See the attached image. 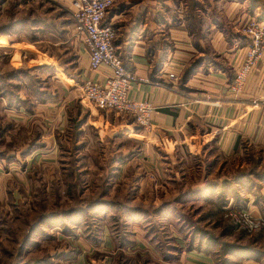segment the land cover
<instances>
[{"label": "crops", "instance_id": "obj_1", "mask_svg": "<svg viewBox=\"0 0 264 264\" xmlns=\"http://www.w3.org/2000/svg\"><path fill=\"white\" fill-rule=\"evenodd\" d=\"M11 1L0 0V14ZM74 1L18 0L17 6L21 11L26 10L25 19H30V25L43 33L42 42L61 46L72 56V66L80 82H104L107 73L90 69L88 49L75 30ZM189 3L186 2L185 9L179 0H115L105 18V23L117 32L115 46L126 67L138 78L148 81L136 82L130 98L154 107L153 129H140L133 120L114 113L102 114L103 120H100L99 116L85 111L79 98L60 92L57 98L39 104L35 112H8L23 123L32 122L44 129L35 133L32 154L65 149L63 135L70 134L71 139L66 143L75 150H83L85 135L89 137L95 132L93 135L97 138L100 134L113 137L119 129L126 128L135 132L127 133L128 137L145 141L137 157L150 160L159 180L154 189L149 185L145 193L140 190L144 199L149 195L156 200L162 198L161 205L184 196L190 201L203 199L213 203L227 199L231 203L221 205L243 206L254 215L263 216V210L252 199L253 190L242 197L243 202L238 191L247 178L253 179L259 174L244 170L253 160L259 170L264 166V57L243 92L235 94L231 90L249 43L242 29L251 18L260 17L261 4L259 0H211L207 8H200L203 14L197 18L196 9L194 14ZM7 34L3 29L0 37L6 36L9 42ZM198 60H202L201 65L186 78ZM171 73L177 80L170 78ZM47 126L52 129L47 131ZM11 177L1 176L0 188L12 185ZM145 180L142 178L141 184ZM260 181L264 182V178ZM176 186L185 188L183 194L169 196L170 189ZM111 206L89 212L100 215ZM157 210L156 216L162 224L171 222L172 231L179 236L184 227L179 210ZM140 238L143 246L151 250L149 242L143 236ZM190 238L192 235L188 241ZM234 247L242 249L244 245ZM116 249L109 234L103 240L79 236L67 246L66 263L62 264H111L116 259ZM213 252L215 248L198 238L197 244L191 241L187 251L181 254L180 263L215 264ZM110 254L114 257L109 258ZM246 256H240L239 264L252 263ZM224 260L226 263L230 259L224 257Z\"/></svg>", "mask_w": 264, "mask_h": 264}, {"label": "rangeland", "instance_id": "obj_2", "mask_svg": "<svg viewBox=\"0 0 264 264\" xmlns=\"http://www.w3.org/2000/svg\"><path fill=\"white\" fill-rule=\"evenodd\" d=\"M17 1H11L0 14V34L4 29L9 40L0 37V177H13L11 186L0 188V264L66 263L64 252L77 237L103 240L105 234L118 248L111 264H165L158 257L164 262L184 264L180 263L181 254L191 241L197 244L198 238L215 248V264H239L241 255L251 258V264H264V228L249 233L235 226L229 216L238 209L251 212L245 207L221 205L231 203L227 199L213 203L203 199L190 201L184 196L161 205L162 198H143L147 186L154 189L159 180L150 160L137 157L145 141L126 135L134 134L133 131L121 128L113 137L100 134L98 138L93 135L95 132H89V137L82 138L83 150H75L66 143L70 134L63 135L65 149L32 154L35 133L44 129L32 122L23 123L9 112H35L39 104L57 98L60 92L83 101L89 114L99 116L100 120L103 117L87 99L84 83L73 69L72 56L61 46L42 42L43 33L30 25V19H25L26 10L21 11ZM179 1L185 9L186 2H190V8L195 3L191 11L196 9L198 18L203 14L200 8H207L211 0ZM259 2L260 17L251 19L262 21L264 0ZM127 118L135 122L134 118ZM254 161L244 170L258 172L259 177L247 178L238 195L243 202L242 197L253 190L252 199L263 210V216L251 213L264 218V182L260 181L264 178V166L259 170ZM142 178H146L143 184ZM178 188L170 189L169 196L179 193L180 197L185 188ZM110 205V210L100 215L89 212ZM159 208L179 210L184 223L180 237L172 231L171 222L162 224L158 219ZM188 231L191 233L187 237ZM142 236L151 250L141 243ZM235 245L244 247L236 249ZM224 257L230 260L225 263ZM235 260L238 262L231 263Z\"/></svg>", "mask_w": 264, "mask_h": 264}, {"label": "built area", "instance_id": "obj_3", "mask_svg": "<svg viewBox=\"0 0 264 264\" xmlns=\"http://www.w3.org/2000/svg\"><path fill=\"white\" fill-rule=\"evenodd\" d=\"M115 0H75V30L83 37L89 52L90 69L107 73L104 82L88 80L83 89L87 99L103 115L114 113L120 117L130 116L143 130L153 129L152 113L154 107L146 102L130 98L133 85L148 82L138 78L130 71L117 53L115 28L105 23V18L113 8ZM242 33L249 40L246 47L245 60L237 70L231 86L235 94L243 92L253 70L264 57V21L251 19L243 27ZM170 78L177 80L175 74ZM229 216L234 225L249 232L256 233L264 228V218L255 217L243 209L231 211Z\"/></svg>", "mask_w": 264, "mask_h": 264}, {"label": "trees", "instance_id": "obj_4", "mask_svg": "<svg viewBox=\"0 0 264 264\" xmlns=\"http://www.w3.org/2000/svg\"><path fill=\"white\" fill-rule=\"evenodd\" d=\"M195 5V3H193L192 7ZM191 7V9H192ZM195 9H193L192 11L194 12ZM202 60H198L196 61V63L191 67V69L187 72L186 74V78H188L189 76H191L192 74L195 73V71L199 68V66L201 65ZM17 103H21V101L16 100ZM19 106V104L17 105V107ZM21 107L19 106L17 109H20Z\"/></svg>", "mask_w": 264, "mask_h": 264}]
</instances>
